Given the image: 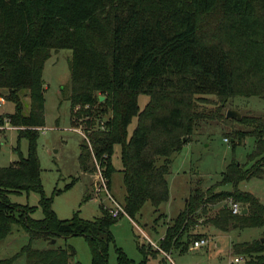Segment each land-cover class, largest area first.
Instances as JSON below:
<instances>
[{"label": "trees", "instance_id": "16d2710c", "mask_svg": "<svg viewBox=\"0 0 264 264\" xmlns=\"http://www.w3.org/2000/svg\"><path fill=\"white\" fill-rule=\"evenodd\" d=\"M59 47L71 49V121L75 122L74 114L86 116L84 129L91 147L82 145H87L108 183L117 170L113 147L120 145L118 170L126 190L122 205L132 219L146 201L156 207L168 199L173 155L199 120L212 117L211 110L200 106L209 101L207 95L220 102L234 95L264 97V0H0V95L14 104L12 111L0 113V122L8 116L18 138L28 140L26 155L17 148L18 159L0 166V240L16 224L28 232V241L1 258L0 264L19 257L24 264H81L72 245L56 244L57 237L75 234L86 240L91 264H112L111 243L117 264H150L161 250L185 251L191 236H202L186 229L208 201L224 200L207 217L218 230L226 231L234 223L264 225V202L238 187L240 181L264 173V118L241 113L239 118L222 115L245 125L232 131L234 139L255 137L247 161L232 159L222 171L220 182H230L233 188L192 189L159 238L160 251L138 243L142 258L136 262L130 258L115 245L110 230L123 213L113 217L103 204L101 214L93 218L77 211L59 217L51 206L52 196L44 191L36 151L45 122L43 65L50 49ZM139 93L148 95L142 108ZM133 116L136 123L128 135ZM31 191L39 195L37 204L11 199ZM88 197L86 192L83 199ZM229 198L240 202L245 212L233 213ZM38 205L42 216L35 217ZM37 240L40 244L33 245ZM232 249L248 256L245 264H264V240L233 242ZM158 264H166L164 256Z\"/></svg>", "mask_w": 264, "mask_h": 264}, {"label": "rangeland", "instance_id": "374dc122", "mask_svg": "<svg viewBox=\"0 0 264 264\" xmlns=\"http://www.w3.org/2000/svg\"><path fill=\"white\" fill-rule=\"evenodd\" d=\"M70 57L71 49L68 47L51 48L44 61L42 76L45 87V131H41L39 128L36 151L41 166V182L45 193L52 196L51 206L57 215L67 218L77 211L82 217L93 218L101 214L100 205L112 207L114 201L108 197L104 190L97 192L95 189L98 168L94 157L88 154L87 150L91 145L89 139L86 138L87 133L84 129L86 116L74 114L72 118L75 122L71 121L68 97L70 92ZM1 91L6 90L1 89ZM207 97L209 101L202 102L200 106L211 110L212 117L199 120L190 138L182 145L179 152L173 155L167 174L168 199L156 207L146 201L136 218L131 219L128 215L122 214L110 226L115 245L120 246L135 262L142 258L137 244L144 243L157 249L154 244H158L157 239L165 231L166 226L184 207L185 197L192 189L196 186L203 189L211 186V189L216 191L232 189V183L220 182L222 171L232 159L245 163L248 152L254 148V135L245 134L240 140L231 136L234 129L242 128L245 125L235 119L226 120L222 115L228 109H234L241 114H253L264 118V97L234 95L224 102H220L218 97L212 94ZM24 99V102H27L28 97H24ZM147 99V94H138L137 100L140 108L143 107ZM220 104L221 106L214 114V110ZM13 108L14 104L11 100L5 99L0 103V112L11 111ZM78 108L79 106L76 105L74 110ZM103 117L101 119H104ZM135 123L136 116H133L127 126L128 135ZM94 125L98 126L97 118L94 120ZM73 127L77 129L75 130ZM83 142L87 143L88 148H86L87 145H82ZM27 147V138L24 136L18 138L17 128L6 129L0 142V166L13 163L18 159L17 148L23 155H26ZM119 153L120 145L115 143L111 158L117 170L112 172L107 185L113 199L122 204L126 190L122 182V172L118 170L121 166ZM238 187L251 191L264 202V173L260 177H251L240 181ZM56 189L61 190L55 193ZM86 192L89 197L83 199ZM38 197V193L34 191L28 194L11 195V199L14 201L30 204H37ZM222 201L224 200L208 201L205 204V210H199L194 222H191L192 224L186 229L190 233H202V236L208 238L206 244L193 249L190 245L195 237L191 236L187 250L182 252L174 248L172 251H168L176 264H245L248 256L234 252L232 243L255 238L261 239L264 237V225L243 226L234 223L226 231L218 230L214 225L208 224L207 217L216 211ZM32 215L42 216L39 205ZM152 224L154 227L151 226ZM27 241L28 232L24 227L13 225L11 232L0 240V259L10 256ZM39 244L38 240L33 242L35 246ZM56 244L72 245L80 263L91 264L89 247L82 235L57 237ZM158 250L160 251V249ZM163 256L166 264H171L169 258L165 257L161 251L150 259V264H158ZM236 256L241 258L235 260ZM116 259L114 246L111 243L108 249V260L112 264H117ZM10 264H24L23 257L17 258Z\"/></svg>", "mask_w": 264, "mask_h": 264}, {"label": "built area", "instance_id": "2783aa9c", "mask_svg": "<svg viewBox=\"0 0 264 264\" xmlns=\"http://www.w3.org/2000/svg\"><path fill=\"white\" fill-rule=\"evenodd\" d=\"M4 100H5V98L2 95H0V103L4 102ZM100 122H101V126H102V120H100ZM14 127L16 128V126L11 123L10 118L8 116H4L3 117V121L0 122V142L2 141L4 131L6 129H8V128H14ZM40 129H41V131H45V127L44 126H41ZM73 129L76 130L77 128L73 127ZM224 139H227V138L224 137ZM95 161L97 163L96 166L98 168V170L96 172V178H95V184H94L96 191L99 192V191L104 190L107 193L108 197H110L114 201V206H112V207L111 206H109V207L106 206L109 209V212L111 213V215L113 217H117L121 213L126 214V212L124 211L123 205L118 203V202H116L113 199L112 195L109 193V189H108V185H107V181H108L107 177L104 175V173H103V171H102V169H101V167H100V165H99V163L97 162L96 159H95ZM228 204H229V207H230V209H231V211L233 213L240 212L241 205L237 201H234L231 198H229ZM145 236H147V235L145 234ZM147 238L149 239L148 236H147ZM150 242H152V241L150 240ZM207 242H208V238L205 237V236L196 237V238L193 239L190 247L197 248V247H200L203 244H206ZM154 245H155V247L159 248L158 244H154ZM159 249L161 250V248H159ZM161 251L164 253V255H166V257L169 258L171 264H176L174 262V260L170 257V254H169L168 251H163V250H161ZM240 258L241 257H237V256L234 257L235 260H239Z\"/></svg>", "mask_w": 264, "mask_h": 264}, {"label": "water", "instance_id": "95a60500", "mask_svg": "<svg viewBox=\"0 0 264 264\" xmlns=\"http://www.w3.org/2000/svg\"><path fill=\"white\" fill-rule=\"evenodd\" d=\"M103 95H100V98H102ZM226 117H240L241 114L239 113V111L237 110H234V109H228L225 113ZM86 144V143H84ZM226 205V204H224ZM246 208L245 207H241V210H240V213H243L245 212ZM261 240H264V237H261ZM51 241L53 242L54 241V238L51 239Z\"/></svg>", "mask_w": 264, "mask_h": 264}, {"label": "crops", "instance_id": "0c3cea01", "mask_svg": "<svg viewBox=\"0 0 264 264\" xmlns=\"http://www.w3.org/2000/svg\"><path fill=\"white\" fill-rule=\"evenodd\" d=\"M12 111V110H11ZM7 112H10V111H7ZM0 113H3V112H0ZM111 184V183H110ZM112 185V184H111ZM109 188H110V185H109ZM186 198L187 197H185V201H186ZM184 204H185V202H184ZM152 227H154V225L152 224L151 225ZM163 234H164V232L160 235V237L159 238H161L162 236H163ZM159 238L157 239V241L159 240ZM198 248V247H197ZM193 249H195V248H193ZM173 249H171L170 251H172ZM175 250H178V249H175ZM169 251V252H170ZM178 251H180V250H178ZM183 252V251H182ZM166 256V255H165ZM188 264H192V263H188Z\"/></svg>", "mask_w": 264, "mask_h": 264}]
</instances>
